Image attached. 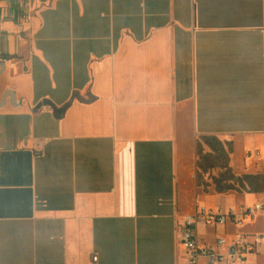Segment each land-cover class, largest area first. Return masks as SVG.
<instances>
[{
  "label": "crops",
  "instance_id": "obj_1",
  "mask_svg": "<svg viewBox=\"0 0 264 264\" xmlns=\"http://www.w3.org/2000/svg\"><path fill=\"white\" fill-rule=\"evenodd\" d=\"M250 174L264 0H0V264H185Z\"/></svg>",
  "mask_w": 264,
  "mask_h": 264
},
{
  "label": "built area",
  "instance_id": "obj_2",
  "mask_svg": "<svg viewBox=\"0 0 264 264\" xmlns=\"http://www.w3.org/2000/svg\"><path fill=\"white\" fill-rule=\"evenodd\" d=\"M177 241L185 264H247L252 256L264 257V201L216 209L197 206L184 217Z\"/></svg>",
  "mask_w": 264,
  "mask_h": 264
},
{
  "label": "rangeland",
  "instance_id": "obj_3",
  "mask_svg": "<svg viewBox=\"0 0 264 264\" xmlns=\"http://www.w3.org/2000/svg\"><path fill=\"white\" fill-rule=\"evenodd\" d=\"M251 177H247V182H248V187L245 186V183H243V181L241 182V186L240 187H244V188H240L238 194H246L248 195L247 197H245L246 199V203H251L255 198L258 197H263L264 200V176L263 175H257V174H250ZM248 189L250 191H248ZM240 200L236 197L235 194H229L227 196H222V197H215V202L217 204H224V205H228V206H232L235 203H240ZM239 201V202H238ZM257 264V263H256Z\"/></svg>",
  "mask_w": 264,
  "mask_h": 264
}]
</instances>
